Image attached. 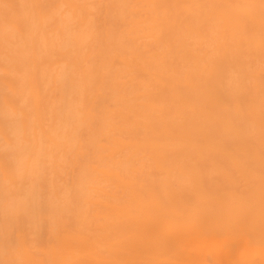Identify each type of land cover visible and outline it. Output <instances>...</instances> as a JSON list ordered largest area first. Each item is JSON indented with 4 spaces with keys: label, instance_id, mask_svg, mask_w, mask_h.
Instances as JSON below:
<instances>
[{
    "label": "bare ground",
    "instance_id": "bare-ground-1",
    "mask_svg": "<svg viewBox=\"0 0 264 264\" xmlns=\"http://www.w3.org/2000/svg\"><path fill=\"white\" fill-rule=\"evenodd\" d=\"M0 264H264V0H0Z\"/></svg>",
    "mask_w": 264,
    "mask_h": 264
}]
</instances>
